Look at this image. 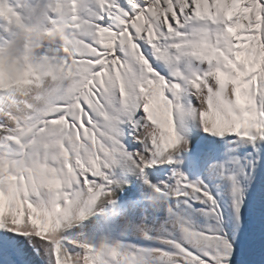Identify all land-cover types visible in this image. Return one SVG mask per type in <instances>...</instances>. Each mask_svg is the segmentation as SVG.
Here are the masks:
<instances>
[{"label": "snow or ice", "instance_id": "snow-or-ice-1", "mask_svg": "<svg viewBox=\"0 0 264 264\" xmlns=\"http://www.w3.org/2000/svg\"><path fill=\"white\" fill-rule=\"evenodd\" d=\"M0 264H264V0H0Z\"/></svg>", "mask_w": 264, "mask_h": 264}]
</instances>
